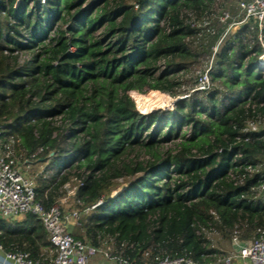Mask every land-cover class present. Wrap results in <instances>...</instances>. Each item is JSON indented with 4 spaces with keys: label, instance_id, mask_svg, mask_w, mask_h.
I'll list each match as a JSON object with an SVG mask.
<instances>
[{
    "label": "trees",
    "instance_id": "1",
    "mask_svg": "<svg viewBox=\"0 0 264 264\" xmlns=\"http://www.w3.org/2000/svg\"><path fill=\"white\" fill-rule=\"evenodd\" d=\"M239 1L250 0H0V155L12 149L24 171L48 163L35 181L48 210L76 187L62 207L81 213L75 239L115 260L222 264L209 232L232 246L264 233V130L245 132L264 119V47L244 25L213 50L229 24L212 17L237 16ZM203 61L200 90L188 77ZM136 83L180 99L150 113L160 92H130ZM0 245L56 254L32 214L0 219Z\"/></svg>",
    "mask_w": 264,
    "mask_h": 264
},
{
    "label": "built area",
    "instance_id": "2",
    "mask_svg": "<svg viewBox=\"0 0 264 264\" xmlns=\"http://www.w3.org/2000/svg\"><path fill=\"white\" fill-rule=\"evenodd\" d=\"M44 3V2H43ZM240 14L233 15L230 11L223 10L212 19L218 20L222 24H229L225 35L213 48L214 53L218 51L224 37L236 31L240 26L253 25L258 30L259 41L264 47V0L239 1L236 4ZM137 8V6H136ZM203 26H209V22H204ZM212 63V62H211ZM258 67L264 73V53L258 59ZM211 66L200 76L199 89L205 90L210 86L208 75ZM264 130V119L260 122L248 123L245 132H259ZM2 131L0 130V137ZM15 154L12 149H8L0 155V216L5 219H15L21 216L32 214L40 220L49 234V240L55 249V256L49 261H34L28 254L5 252V262L9 264H89L90 259L97 254L116 261L117 264H142L133 263L128 260L112 258L109 248H98L92 244L75 239L69 228L80 218L78 209L64 210L69 198L76 194V187L70 184L65 186L68 191L67 197H62L51 208L46 209L38 200L35 181L31 176H24L21 166L15 161ZM24 166V165H22ZM26 166V165H25ZM29 166V165H28ZM26 166V167H28ZM101 202L87 208L88 213ZM213 233L209 232L207 235ZM210 240L211 238H207ZM234 250L222 259V264H264V233L258 238L249 242L241 243L237 237L233 240ZM0 250H4L0 245ZM155 264H195L193 260L184 256L171 258L169 256H157Z\"/></svg>",
    "mask_w": 264,
    "mask_h": 264
},
{
    "label": "rangeland",
    "instance_id": "3",
    "mask_svg": "<svg viewBox=\"0 0 264 264\" xmlns=\"http://www.w3.org/2000/svg\"><path fill=\"white\" fill-rule=\"evenodd\" d=\"M44 1L45 0H41V3H43ZM26 56H27V54L24 53L23 54V57L26 58ZM211 62L203 61L201 67L198 68L199 70L196 67L195 69H197V70H192V74L188 78L194 80L197 76H201L208 69V67L211 66V64H212ZM256 72H258V71H256ZM141 90L147 91L148 93H152L153 91L160 92V93H156L155 95L153 94L151 96H147L146 97V98H157V99L159 98V100H161V102L163 103L162 106H159L158 108H156L155 110H153V112L154 111H157V110L171 111V110L174 109V101L177 100V98H173L169 94L163 93V92H161V91H159L157 89H152L147 84H139V83H136L133 86H131V88L129 89L130 92H132V91H141ZM129 91H126L125 94H126V100H128V103L131 104L132 98L130 96V92ZM139 107H140V104H139ZM137 111H139L140 113H142L140 110H137ZM150 113H152V111ZM150 113H145V114H150ZM26 166H28V165H26ZM26 166H25V170L26 171H24L21 168L20 169V172L24 176H26V177L31 176L34 179V181H36V179L38 178V176L41 175V174H43V171L48 166V163H44V162H33L28 167H26ZM118 182H120V184L116 188H113L112 196H115L126 185V183H125V181L123 179L122 180H119ZM71 187H74V186L71 185ZM67 195H68V191L64 189V195H63V197H67ZM69 202L72 203L71 200H69ZM207 238H211L209 241L213 244L212 245V248L217 249L220 252H224L223 253L224 255L219 260V262H222V259L224 258V256L227 255V254H230L233 251V246H232V243L229 240V238L223 237L222 235H218L217 233H213L211 235L209 234V235H207Z\"/></svg>",
    "mask_w": 264,
    "mask_h": 264
},
{
    "label": "crops",
    "instance_id": "4",
    "mask_svg": "<svg viewBox=\"0 0 264 264\" xmlns=\"http://www.w3.org/2000/svg\"><path fill=\"white\" fill-rule=\"evenodd\" d=\"M69 200H71V201H73L72 200V198H69L68 199V202H67V205H69L70 203H69ZM73 203V202H72ZM71 203V204H72ZM70 204V205H71ZM66 205V206H67ZM70 208H72V207H67V208H65V210H70ZM25 216H21V217H18V218H15V219H10V221H20V220H22L23 218H24ZM0 219H5V218H3V217H1L0 216ZM6 220H8V219H6ZM233 250H234V246H233ZM5 250H0V264H9V263H7V262H5ZM89 264H117L116 263V261H114V260H112V259H109V258H106V257H104L102 254H97L96 256H93L91 259H90V261H89Z\"/></svg>",
    "mask_w": 264,
    "mask_h": 264
},
{
    "label": "water",
    "instance_id": "5",
    "mask_svg": "<svg viewBox=\"0 0 264 264\" xmlns=\"http://www.w3.org/2000/svg\"><path fill=\"white\" fill-rule=\"evenodd\" d=\"M179 99H180V98H179ZM179 99H177V100H179ZM177 100H175L174 103H175ZM152 112H153V111H152Z\"/></svg>",
    "mask_w": 264,
    "mask_h": 264
}]
</instances>
